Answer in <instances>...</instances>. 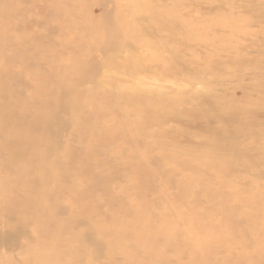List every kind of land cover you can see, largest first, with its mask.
<instances>
[{
	"label": "rangeland",
	"instance_id": "rangeland-1",
	"mask_svg": "<svg viewBox=\"0 0 264 264\" xmlns=\"http://www.w3.org/2000/svg\"><path fill=\"white\" fill-rule=\"evenodd\" d=\"M132 1L0 0V264H264V0Z\"/></svg>",
	"mask_w": 264,
	"mask_h": 264
},
{
	"label": "bare ground",
	"instance_id": "bare-ground-1",
	"mask_svg": "<svg viewBox=\"0 0 264 264\" xmlns=\"http://www.w3.org/2000/svg\"><path fill=\"white\" fill-rule=\"evenodd\" d=\"M132 1V0H131ZM133 2V1H132ZM103 3V2H102ZM133 4V3H132ZM154 4V3H153ZM58 6V4H55V6ZM63 5V4H62ZM100 6V5H99ZM64 7V6H63ZM101 7V6H100ZM104 9V8H103ZM149 9V8H148ZM151 10H153V9H151ZM138 12V11H137ZM146 12H147V10H146ZM147 15H148V13H146ZM144 15V14H143ZM130 33V32H129ZM136 33V32H135ZM126 35V34H125ZM127 37V36H126ZM129 37V36H128ZM138 40V39H137ZM134 44V43H133ZM127 46V45H126ZM132 46V45H131ZM135 46V45H134ZM126 48V47H125ZM115 54V53H114ZM113 55V54H112ZM107 57V56H106ZM134 59V58H133ZM135 60V59H134ZM169 60V59H168ZM139 61V60H138ZM176 61V60H175ZM125 62V61H124ZM134 62H136V61H134ZM105 63V62H104ZM114 63V62H113ZM136 63H138V62H136ZM125 64H127V63H125ZM133 64H135V63H133ZM174 64V63H173ZM115 65H117V64H115ZM147 67V66H146ZM149 68V67H148ZM157 68V67H156ZM145 69H147V68H145ZM154 70V69H153ZM143 71H144V69H143ZM151 72H152V69H151ZM153 72H156V71H153ZM158 76V75H157ZM119 81V80H118ZM117 81V82H118ZM118 86V85H117ZM123 87H124V85H123ZM118 88V87H117ZM123 92V91H122ZM121 94V93H120ZM134 108V107H133ZM42 124V123H41ZM44 124V123H43ZM139 126V125H138ZM43 127V126H42ZM45 127V126H44ZM45 130V129H44ZM126 130V129H125ZM216 130V129H215ZM254 130V133L257 135V134H260V131H258L257 129H253ZM43 131V130H42ZM262 133V132H261ZM235 134V133H234ZM263 134V133H262ZM141 135V134H140ZM129 136V135H128ZM238 138V137H237ZM24 141V140H23ZM67 141V140H66ZM130 141V140H129ZM68 144V143H67ZM66 144V145H67ZM13 145L16 147V146H18L20 149H21V151L15 156V158H14V160L15 161H18V160H22V161H26V160H29V157L26 155V154H24V152H26L27 153V149L29 148V144H23V142L22 143H20V139L18 138V141H17V144H14L13 143ZM20 145V146H19ZM130 145H131V143H130ZM210 146H212L213 147V144H209ZM64 146V145H63ZM236 146V145H235ZM231 147H229V149H230ZM78 151V150H77ZM69 152V151H68ZM119 152V151H118ZM249 152V151H248ZM72 154L71 155H73V154H75V153H77L76 151L75 152H71ZM204 154V153H203ZM196 155V154H195ZM203 157V156H202ZM228 157V156H227ZM142 159V158H141ZM145 163V162H144ZM131 165V164H130ZM245 168V167H244ZM140 172V171H139ZM77 195V194H76ZM80 197V196H79ZM78 202H79V198H78ZM79 204H80V202H79ZM81 205V204H80ZM12 209V208H11ZM50 214H51V212H50ZM51 217H52V214L50 215ZM38 219H36L35 221H37ZM38 222V221H37ZM102 251V250H101ZM104 251V250H103Z\"/></svg>",
	"mask_w": 264,
	"mask_h": 264
}]
</instances>
